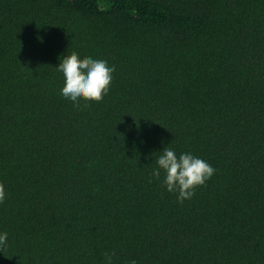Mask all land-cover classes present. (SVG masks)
Segmentation results:
<instances>
[{"label": "trees", "instance_id": "obj_1", "mask_svg": "<svg viewBox=\"0 0 264 264\" xmlns=\"http://www.w3.org/2000/svg\"><path fill=\"white\" fill-rule=\"evenodd\" d=\"M68 53L115 65L79 111ZM165 146L216 169L182 203ZM0 183V264H264V0H0Z\"/></svg>", "mask_w": 264, "mask_h": 264}, {"label": "clouds", "instance_id": "obj_2", "mask_svg": "<svg viewBox=\"0 0 264 264\" xmlns=\"http://www.w3.org/2000/svg\"><path fill=\"white\" fill-rule=\"evenodd\" d=\"M56 67L64 81L59 95L77 111L81 109L82 100H102L109 93L114 79L115 65H109L104 59L81 60L77 54L68 53ZM159 153L155 156L156 166L152 168L150 175L160 181L167 191L177 193V200L181 203L194 196L195 189L204 185L216 171L207 160L190 151L178 154L174 148L165 146ZM5 195V187L0 183V203L5 199ZM7 238L8 233L0 231V247L6 245ZM103 255L104 264H115L114 251H106ZM128 264L138 262L130 259Z\"/></svg>", "mask_w": 264, "mask_h": 264}]
</instances>
